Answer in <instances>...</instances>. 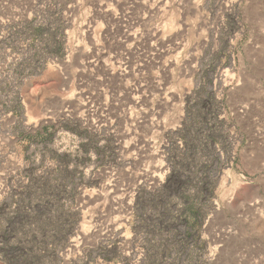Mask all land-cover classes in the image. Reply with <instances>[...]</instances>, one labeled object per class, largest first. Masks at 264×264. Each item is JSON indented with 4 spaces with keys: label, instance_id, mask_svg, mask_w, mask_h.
Here are the masks:
<instances>
[{
    "label": "rangeland",
    "instance_id": "374dc122",
    "mask_svg": "<svg viewBox=\"0 0 264 264\" xmlns=\"http://www.w3.org/2000/svg\"><path fill=\"white\" fill-rule=\"evenodd\" d=\"M0 264H264V0H0Z\"/></svg>",
    "mask_w": 264,
    "mask_h": 264
}]
</instances>
